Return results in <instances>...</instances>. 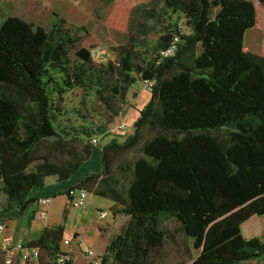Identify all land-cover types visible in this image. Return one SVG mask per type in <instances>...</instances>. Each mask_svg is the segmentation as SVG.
Listing matches in <instances>:
<instances>
[{"label":"trees","instance_id":"trees-1","mask_svg":"<svg viewBox=\"0 0 264 264\" xmlns=\"http://www.w3.org/2000/svg\"><path fill=\"white\" fill-rule=\"evenodd\" d=\"M255 1L264 10V0H163L166 9L186 19L188 30L182 31L185 22L166 27L142 60L128 41L96 61L91 49L79 44L85 26L68 24L57 12L48 29L5 16L0 212L21 211L36 201L34 189L44 187L49 176L61 182L75 178L45 197L65 193L70 199L82 188L120 203L119 211L129 215L99 254L100 264H162L172 259L178 234L199 249L191 264H261L264 239L240 230L244 219L264 212V46L257 53L243 45L246 29L261 22ZM137 2L116 0L107 25L126 29ZM142 13L155 17L153 8ZM174 34L179 36L174 51L161 55ZM136 80L147 82L149 95L137 107L132 131L116 128V135L90 123L59 129L66 92L92 90L111 120L120 116ZM79 134L90 143L79 145ZM90 144L100 166L76 177L92 152ZM134 148L137 152L118 166L126 174L120 183L112 155ZM33 216L32 211L27 220ZM63 231L61 223L46 225L37 237L23 240L38 246L37 264L71 263V257L57 259L71 255L61 248Z\"/></svg>","mask_w":264,"mask_h":264},{"label":"rangeland","instance_id":"rangeland-1","mask_svg":"<svg viewBox=\"0 0 264 264\" xmlns=\"http://www.w3.org/2000/svg\"><path fill=\"white\" fill-rule=\"evenodd\" d=\"M115 3L116 0H0V21L7 15H18L35 25H41L45 29H48L53 21V12H57L65 17L68 24H83L85 26L87 32H82L79 44L89 47L96 61L100 60L101 55L104 60L107 56H113L114 46L128 41L134 45L138 58L142 60L143 57H150L153 53L151 47L157 36L166 27H172L174 22H185L182 31L186 32L188 30L186 19L179 13L169 8L166 9L163 0H138L137 5L131 11L128 27L124 30L115 29L108 26L106 22V17ZM255 4L261 22L259 26L246 29L243 37V45L251 51L260 53L264 46V10L257 5L256 1ZM144 8H153L155 10V17L144 15L142 13ZM145 88H148L147 82L136 80L128 88L125 97L126 102L123 105L121 114H119L120 116L109 120L107 111L97 99L94 92L76 87L64 94L62 113L58 117L59 129L61 127L72 129L79 127L81 124L90 123L93 124L94 128L98 125H104L103 129L106 133L117 135V120L122 117L133 123L129 119L132 114H129L128 117L126 113L135 103H139V97L144 96V92H147L144 90ZM127 123V128L120 129V133L130 130V123ZM101 132L98 131V133ZM122 136L123 134H120L117 138L121 139ZM78 137L77 142L79 145L87 142L90 143L85 135L79 134ZM91 148L97 150L95 146L91 145ZM134 152H137L136 148L112 155L113 174L120 180V183L126 181V174L118 166L129 159L130 155ZM165 221L171 224V226H176V222L171 219H165ZM70 225L71 220L69 219L66 227L70 229ZM75 244L76 241L72 240L71 245L75 246ZM167 247L171 248L172 244L169 243ZM61 248L66 250L64 245H61ZM78 256L81 258L80 255ZM78 262L80 261L78 260ZM172 262L174 260L165 259L161 263L172 264Z\"/></svg>","mask_w":264,"mask_h":264},{"label":"crops","instance_id":"crops-1","mask_svg":"<svg viewBox=\"0 0 264 264\" xmlns=\"http://www.w3.org/2000/svg\"><path fill=\"white\" fill-rule=\"evenodd\" d=\"M148 95V92H144V96L139 97V103H135L126 113L128 117L129 114H132L129 117L131 121L138 114L137 107H141ZM127 122L130 123V130L128 131H132V123L128 120ZM109 139V135L105 136L104 142H107ZM99 166V152L96 149H92L89 158L82 164L76 177L84 172L97 170ZM52 177H47L44 187L35 188L34 194H37L39 197L45 196L46 193L53 190L67 187L75 179L72 178L69 181L61 182L55 178L52 179ZM0 195L1 203L4 199V194L1 192ZM38 198L21 211L11 209L6 212H0V222L4 224V234L12 239L26 241L37 237L44 226L61 223L64 226L63 238L68 236L70 239L68 243H64L61 240V245H64L66 247L65 249L71 252L72 260L70 264H89L83 252V248L86 246H92L97 254H103L110 238L121 229L129 218L128 214L119 211L120 203H116L109 197L97 195L92 192H88L86 200L81 206L72 205L69 197L65 193L49 196V199L45 202H40ZM101 210H106L104 216L99 215ZM32 211L34 212V216L28 221L27 217ZM69 219L71 220L70 229L66 227ZM240 230L245 237L257 235L263 239L264 212L261 214L254 213L244 219L240 224ZM72 240L76 241L75 246L71 245ZM198 251V248L192 246L191 239L184 237L182 234H178L176 247L171 252L170 257L174 259V264H186ZM3 258L4 246L0 244V264H3ZM255 261L257 259L254 258L250 262ZM259 262L264 264V257Z\"/></svg>","mask_w":264,"mask_h":264},{"label":"built area","instance_id":"built-area-1","mask_svg":"<svg viewBox=\"0 0 264 264\" xmlns=\"http://www.w3.org/2000/svg\"><path fill=\"white\" fill-rule=\"evenodd\" d=\"M179 36L174 34L171 38L170 44L160 50L161 55H167L174 51L176 46V42H178ZM100 60L103 59L101 55ZM116 126L119 129H124L127 126V120L125 118H121L116 122ZM92 142L95 143L97 141V137H92ZM88 193L85 189H75L72 191V195L70 201L74 206H81L84 204ZM49 197L41 196L38 198L40 202H45L48 200ZM106 214V210H101L99 212L100 216H104ZM4 224L0 222V244L4 246V264H11L14 259L21 264L28 263V264H37V258L39 254V248L35 245H28L23 240L20 239H12L9 236L3 234ZM69 237L66 236L62 239L64 243L69 242ZM68 252V250H65ZM83 252L85 256L88 258L89 264H100L99 254H97L92 246H86L83 248ZM70 254H60L58 256V261L63 262L65 259L69 258ZM186 264H191V262H187Z\"/></svg>","mask_w":264,"mask_h":264}]
</instances>
